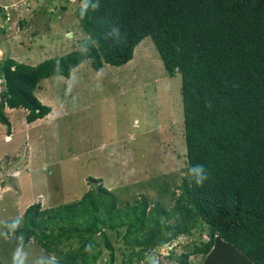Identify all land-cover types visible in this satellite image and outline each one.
<instances>
[{
    "label": "trees",
    "instance_id": "trees-1",
    "mask_svg": "<svg viewBox=\"0 0 264 264\" xmlns=\"http://www.w3.org/2000/svg\"><path fill=\"white\" fill-rule=\"evenodd\" d=\"M75 13L82 50L36 66L0 60V123L11 132L7 108L25 109L29 124L46 118L52 109L36 95L43 81L69 79L86 61L95 71L125 66L151 38L167 75L182 77L187 164L179 183L148 182L159 201L121 204L90 177L76 202L29 206L16 226L0 224V264L31 243L45 251L44 264H100L106 253L108 264L153 256V264H264V0H80ZM196 165L208 176L202 184ZM182 237L197 240L161 253Z\"/></svg>",
    "mask_w": 264,
    "mask_h": 264
},
{
    "label": "rangeland",
    "instance_id": "rangeland-1",
    "mask_svg": "<svg viewBox=\"0 0 264 264\" xmlns=\"http://www.w3.org/2000/svg\"><path fill=\"white\" fill-rule=\"evenodd\" d=\"M62 1L0 0V60L36 66L82 50L86 34L75 15L80 0H71L66 10ZM181 87V75H167L147 38L125 66L95 71L86 61L69 79L43 81L36 95L52 109L46 118L29 124L25 109L7 108L11 132L0 123V224L16 226L37 202L50 209L80 200L92 188L90 177L100 179L121 204L142 195L159 201L148 182L164 176L179 183L187 164ZM3 89L0 80V94ZM195 240L182 237L161 253H182ZM1 258L6 264H44L47 257L31 243Z\"/></svg>",
    "mask_w": 264,
    "mask_h": 264
},
{
    "label": "clouds",
    "instance_id": "clouds-1",
    "mask_svg": "<svg viewBox=\"0 0 264 264\" xmlns=\"http://www.w3.org/2000/svg\"><path fill=\"white\" fill-rule=\"evenodd\" d=\"M2 11L4 12L5 9L2 8ZM1 11V12H2ZM0 12V14L2 15V13ZM4 17V16H3ZM8 137H10V135H8ZM191 174L193 175L195 181L197 184H202L207 178V173L206 170L204 168L203 165H196L195 167H193L191 169ZM38 203V202H37ZM41 203V202H40ZM35 204V203H34ZM42 204V203H41ZM33 205V204H32ZM31 206V205H30ZM45 209V208H44Z\"/></svg>",
    "mask_w": 264,
    "mask_h": 264
},
{
    "label": "crops",
    "instance_id": "crops-1",
    "mask_svg": "<svg viewBox=\"0 0 264 264\" xmlns=\"http://www.w3.org/2000/svg\"><path fill=\"white\" fill-rule=\"evenodd\" d=\"M8 139H10V137H8Z\"/></svg>",
    "mask_w": 264,
    "mask_h": 264
}]
</instances>
